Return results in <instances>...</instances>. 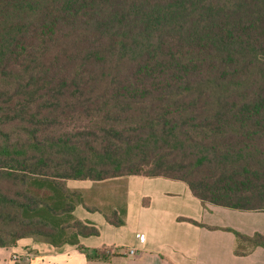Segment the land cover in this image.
Here are the masks:
<instances>
[{
	"label": "trees",
	"instance_id": "trees-1",
	"mask_svg": "<svg viewBox=\"0 0 264 264\" xmlns=\"http://www.w3.org/2000/svg\"><path fill=\"white\" fill-rule=\"evenodd\" d=\"M129 176L264 212V0H0V248L119 256L68 181Z\"/></svg>",
	"mask_w": 264,
	"mask_h": 264
},
{
	"label": "crops",
	"instance_id": "crops-1",
	"mask_svg": "<svg viewBox=\"0 0 264 264\" xmlns=\"http://www.w3.org/2000/svg\"><path fill=\"white\" fill-rule=\"evenodd\" d=\"M68 187L82 199L75 217L100 230L99 236L81 238V244L89 251L114 249L119 256L89 261L75 246L54 248L43 240L26 238L15 247L0 248V264H264V247L246 255L235 253L233 232L264 235L262 211L205 204L185 182L163 177L72 180ZM113 212L124 219L122 226L107 221ZM131 250L136 253L131 255Z\"/></svg>",
	"mask_w": 264,
	"mask_h": 264
},
{
	"label": "built area",
	"instance_id": "built-area-1",
	"mask_svg": "<svg viewBox=\"0 0 264 264\" xmlns=\"http://www.w3.org/2000/svg\"><path fill=\"white\" fill-rule=\"evenodd\" d=\"M135 253H136V252H135L134 250H131V251H130V254H131V255H134ZM14 259H15V260H18V257H17V256H14Z\"/></svg>",
	"mask_w": 264,
	"mask_h": 264
},
{
	"label": "rangeland",
	"instance_id": "rangeland-1",
	"mask_svg": "<svg viewBox=\"0 0 264 264\" xmlns=\"http://www.w3.org/2000/svg\"><path fill=\"white\" fill-rule=\"evenodd\" d=\"M89 199H87V201H88ZM109 215H111V214H109Z\"/></svg>",
	"mask_w": 264,
	"mask_h": 264
}]
</instances>
